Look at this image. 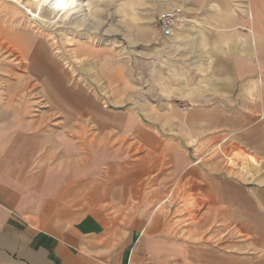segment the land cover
<instances>
[{"label":"rangeland","instance_id":"rangeland-1","mask_svg":"<svg viewBox=\"0 0 264 264\" xmlns=\"http://www.w3.org/2000/svg\"><path fill=\"white\" fill-rule=\"evenodd\" d=\"M170 1L80 0L65 18L32 0H0V167L18 161L29 175H47L48 164L66 162L74 176L87 172L92 188L116 190L115 204L134 193L136 215L167 216L169 240L186 246L175 260L191 264L188 248L203 246L207 256L224 246L222 221L208 218L209 206L222 204L208 199L207 188L225 177L264 187V152L246 151L228 132L215 139L194 115L207 105L178 99L207 91L210 58L201 53L196 72L183 70L179 42L161 38L158 24ZM193 79L199 88L182 84ZM82 106L86 113L77 111ZM191 124L203 129L182 138Z\"/></svg>","mask_w":264,"mask_h":264},{"label":"crops","instance_id":"crops-1","mask_svg":"<svg viewBox=\"0 0 264 264\" xmlns=\"http://www.w3.org/2000/svg\"><path fill=\"white\" fill-rule=\"evenodd\" d=\"M245 1L162 4V10L181 8L183 14L173 36L161 38L179 42L185 72L199 69L201 53L210 58L207 91L178 98L205 103L194 115L207 124L204 129L191 124L182 138H194L200 129L214 138L218 131L228 132L227 137H240L246 151L258 154L264 152V0ZM198 80L182 84L195 89L201 85ZM104 133L98 129L99 146L107 140ZM71 167L66 162L48 164L47 175H29L18 161L0 167V264H187L175 260L185 256L186 246L169 240L174 230L167 216H137L130 205L134 193L123 196L127 203L115 204L120 198L116 190L98 184L92 188L95 182L87 172L74 176ZM152 196L145 191L143 200L150 203ZM166 196L163 192L157 197ZM207 196L222 204L217 210L209 206L208 218L223 223V250L204 256L203 246L196 244L188 248L190 263L264 264V187L248 178L225 177L213 181ZM233 234L241 236L238 242L231 240Z\"/></svg>","mask_w":264,"mask_h":264},{"label":"bare ground","instance_id":"bare-ground-1","mask_svg":"<svg viewBox=\"0 0 264 264\" xmlns=\"http://www.w3.org/2000/svg\"><path fill=\"white\" fill-rule=\"evenodd\" d=\"M32 1L33 3L38 4V7H41L42 5H46V6L48 5L51 10H53L58 15L62 14V16H64L65 18H69L70 16H72L74 12L77 11V8L80 6L79 3L80 0H32ZM46 74L50 80L57 79V77L54 76V73L51 70L50 71L46 70ZM77 111L86 113L88 110H86L82 106V108H77Z\"/></svg>","mask_w":264,"mask_h":264},{"label":"built area","instance_id":"built-area-1","mask_svg":"<svg viewBox=\"0 0 264 264\" xmlns=\"http://www.w3.org/2000/svg\"><path fill=\"white\" fill-rule=\"evenodd\" d=\"M182 14L183 10L181 8H171L162 11L158 15V24L163 38H170L173 36L177 24L181 21L180 18Z\"/></svg>","mask_w":264,"mask_h":264}]
</instances>
